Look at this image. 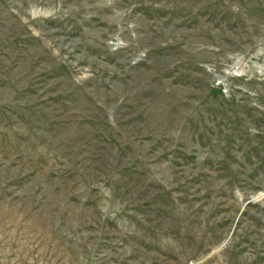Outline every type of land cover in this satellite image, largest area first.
I'll return each mask as SVG.
<instances>
[{"label":"rangeland","instance_id":"374dc122","mask_svg":"<svg viewBox=\"0 0 264 264\" xmlns=\"http://www.w3.org/2000/svg\"><path fill=\"white\" fill-rule=\"evenodd\" d=\"M0 264H264V0H0Z\"/></svg>","mask_w":264,"mask_h":264}]
</instances>
